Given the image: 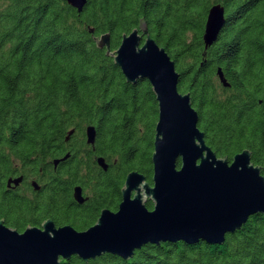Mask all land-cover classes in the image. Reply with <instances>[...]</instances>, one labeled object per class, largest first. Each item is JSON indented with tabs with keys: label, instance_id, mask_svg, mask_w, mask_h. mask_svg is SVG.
<instances>
[{
	"label": "trees",
	"instance_id": "16d2710c",
	"mask_svg": "<svg viewBox=\"0 0 264 264\" xmlns=\"http://www.w3.org/2000/svg\"><path fill=\"white\" fill-rule=\"evenodd\" d=\"M214 5L224 8L226 24L206 48ZM141 25L175 62L179 92L190 95L206 145L229 161L249 151L264 176V0H88L81 14L65 0H0V173L38 153L42 162L57 157L70 131L93 127L100 155L120 164L117 185L132 172L152 184V86L127 83L95 42L110 34L115 52ZM61 264H264V215L250 217L220 246L163 243L127 261L73 256Z\"/></svg>",
	"mask_w": 264,
	"mask_h": 264
},
{
	"label": "water",
	"instance_id": "95a60500",
	"mask_svg": "<svg viewBox=\"0 0 264 264\" xmlns=\"http://www.w3.org/2000/svg\"><path fill=\"white\" fill-rule=\"evenodd\" d=\"M65 1L79 14L88 2ZM225 21L224 8L213 6L203 36L206 48L217 41ZM95 42L114 59L127 83L147 80L152 86L158 103L153 186L140 173L128 174L118 212L103 211L98 223L84 232L70 226L56 228L47 221L42 228L19 233L0 222V264H61L73 256L88 262L103 255L127 261L137 250L163 243L220 246L250 217L264 215L261 168L253 165L249 151L229 162L206 145L190 95L179 92L175 62L147 28L141 25L123 35L115 52H111L110 34ZM218 75L228 86L221 71ZM87 136L94 144L93 127L87 129ZM75 197L81 198L80 190ZM147 201L154 204L153 210L147 208Z\"/></svg>",
	"mask_w": 264,
	"mask_h": 264
},
{
	"label": "flooded vegetation",
	"instance_id": "af4514ba",
	"mask_svg": "<svg viewBox=\"0 0 264 264\" xmlns=\"http://www.w3.org/2000/svg\"><path fill=\"white\" fill-rule=\"evenodd\" d=\"M98 140L97 132L94 144H90L87 129L79 134L72 130L59 146L57 157L42 162L43 154L38 153L28 164L17 162L12 170L0 173V222L19 233L42 228L47 221L56 228L70 226L84 232L98 223L103 211L118 212L127 177L122 186L116 184L113 172L120 164L100 155ZM149 184L153 186V179ZM77 189L81 191L79 200Z\"/></svg>",
	"mask_w": 264,
	"mask_h": 264
}]
</instances>
